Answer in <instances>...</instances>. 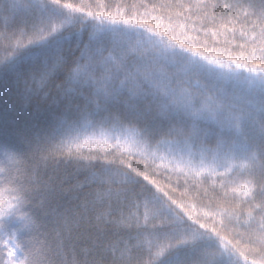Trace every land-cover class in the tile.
Returning a JSON list of instances; mask_svg holds the SVG:
<instances>
[{
    "label": "snow or ice",
    "instance_id": "snow-or-ice-1",
    "mask_svg": "<svg viewBox=\"0 0 264 264\" xmlns=\"http://www.w3.org/2000/svg\"><path fill=\"white\" fill-rule=\"evenodd\" d=\"M0 264H264V0H0Z\"/></svg>",
    "mask_w": 264,
    "mask_h": 264
},
{
    "label": "trees",
    "instance_id": "trees-1",
    "mask_svg": "<svg viewBox=\"0 0 264 264\" xmlns=\"http://www.w3.org/2000/svg\"><path fill=\"white\" fill-rule=\"evenodd\" d=\"M75 2H79V0H75ZM221 40H223V37H221ZM221 46H223V45H221ZM13 100H14V103H23V101L17 100V98H15V97L13 98Z\"/></svg>",
    "mask_w": 264,
    "mask_h": 264
}]
</instances>
